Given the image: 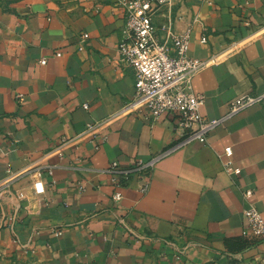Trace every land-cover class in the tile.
Segmentation results:
<instances>
[{
	"label": "crops",
	"instance_id": "1",
	"mask_svg": "<svg viewBox=\"0 0 264 264\" xmlns=\"http://www.w3.org/2000/svg\"><path fill=\"white\" fill-rule=\"evenodd\" d=\"M153 23L161 37L190 30L189 56L208 64L191 79L205 118L264 94V0H172ZM124 24L116 0H0V264H264V238L243 216L253 204L264 218V106L226 117L203 143L144 108L84 134L134 97L116 54ZM140 161L145 192L118 170Z\"/></svg>",
	"mask_w": 264,
	"mask_h": 264
},
{
	"label": "built area",
	"instance_id": "2",
	"mask_svg": "<svg viewBox=\"0 0 264 264\" xmlns=\"http://www.w3.org/2000/svg\"><path fill=\"white\" fill-rule=\"evenodd\" d=\"M125 9V24L121 32V39L116 46L118 59L132 68L135 77V94L133 99L114 113L110 118L101 122L89 123L84 134H95L100 127L111 119L122 114L144 108L152 118H159L164 114H172L176 118L177 128L181 130L183 143L190 140L205 142L209 131L214 129L228 116L253 105L264 106V94L243 95L229 104V111L225 118L207 119L202 116L200 108L205 102L203 94L195 93L191 89L192 77L208 66L205 60L189 56L190 30L174 33L171 29L161 37L153 23L157 5L172 0H116ZM87 34L82 38L86 39ZM204 41L205 39L202 38ZM81 47L80 49H82ZM61 56L60 52L55 54ZM46 63V59L40 61ZM22 101V95H16ZM88 109V104H83ZM100 139L105 141L106 135ZM225 154L232 155L231 148L225 149ZM224 169L235 175L241 174V168L235 167L231 161L224 162ZM149 164L138 162L130 169H118V163H111V170L118 169L128 179L131 172L138 174L143 184L140 188L145 192L149 187ZM10 180L0 183L1 194L9 188ZM44 184L40 177L34 180L32 193L35 196L44 193ZM252 190L243 192L245 198L252 196ZM22 195V194H20ZM121 193L113 196L115 201L121 199ZM243 216L250 232L257 237L264 238V218L261 213L250 204L243 210Z\"/></svg>",
	"mask_w": 264,
	"mask_h": 264
},
{
	"label": "rangeland",
	"instance_id": "3",
	"mask_svg": "<svg viewBox=\"0 0 264 264\" xmlns=\"http://www.w3.org/2000/svg\"><path fill=\"white\" fill-rule=\"evenodd\" d=\"M231 264H236V262H232Z\"/></svg>",
	"mask_w": 264,
	"mask_h": 264
}]
</instances>
